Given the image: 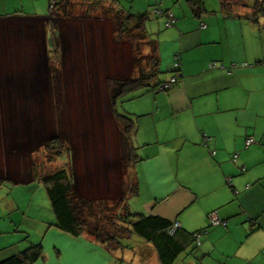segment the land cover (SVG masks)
Segmentation results:
<instances>
[{"label": "crops", "instance_id": "obj_1", "mask_svg": "<svg viewBox=\"0 0 264 264\" xmlns=\"http://www.w3.org/2000/svg\"><path fill=\"white\" fill-rule=\"evenodd\" d=\"M40 1L37 9L36 0H0L1 36L12 23L25 27L19 30L41 28L46 49L45 30L56 24ZM181 1L159 0L154 8L175 18L169 32L181 67L177 85L153 92L161 94L138 112L145 119L135 118L138 211L202 232L173 264H264V0H229L226 12L220 0H204L198 17L187 2L178 12ZM211 62L223 68L209 69ZM242 63L250 65L225 72ZM249 138L254 143L247 146ZM26 173V181L14 182L27 192L26 206L0 197V264L33 246L43 258L31 264H111L101 246L55 227L48 193ZM5 181L12 180L0 174ZM211 213L225 225H211ZM136 240L127 251L140 256L138 264H161L150 244Z\"/></svg>", "mask_w": 264, "mask_h": 264}, {"label": "rangeland", "instance_id": "obj_2", "mask_svg": "<svg viewBox=\"0 0 264 264\" xmlns=\"http://www.w3.org/2000/svg\"><path fill=\"white\" fill-rule=\"evenodd\" d=\"M46 1L47 16L50 1ZM151 1L119 0L131 13L149 14L146 39L158 44L160 73L157 77L168 80L175 69L174 56L180 52L172 53L176 47V38L169 32L173 24L166 26L165 17L152 13L159 0ZM214 1L206 0L209 5ZM37 2L38 9L42 4ZM79 5L76 3L77 7L70 8L72 11L66 18L58 21L59 18L53 17L51 24L54 22L56 28L45 30L46 49L41 28L19 30L24 26L12 23L13 30L4 36L0 33V174L4 172L10 178L26 180V170L35 169L38 177L35 175L29 181L41 186L46 195L47 189L40 177L63 165L60 161L49 163L47 152L52 150L47 151L45 145L50 138H59L69 153L68 164L64 166L69 168L75 193L93 201L94 208L96 201L101 202L110 210L102 214L110 215L119 209L118 201L130 174L127 150L120 134L122 125L115 121L110 110V89L117 81L135 78L140 69L146 70L150 49L138 35L119 36L118 23L105 6L90 12ZM183 6H187L186 0L181 1L178 12ZM18 52L22 53L17 55ZM157 94L143 90L123 96L116 101L115 113L145 119L138 113L141 105ZM134 136L133 133L131 147ZM134 148L137 155V147ZM13 173L16 176L9 175ZM13 183V180L0 183L3 190L0 197L13 196L26 206L27 192ZM136 196H128L123 201L129 213H139L140 201ZM47 203L52 210L50 201ZM94 220H89L91 227L95 225ZM100 221L108 229L105 218ZM135 238L125 240L131 248L137 242ZM101 249L104 248L101 246ZM127 249L104 250L110 255L111 264H138L140 256L135 254L134 258V252L131 254Z\"/></svg>", "mask_w": 264, "mask_h": 264}, {"label": "trees", "instance_id": "obj_3", "mask_svg": "<svg viewBox=\"0 0 264 264\" xmlns=\"http://www.w3.org/2000/svg\"><path fill=\"white\" fill-rule=\"evenodd\" d=\"M53 1V9L49 8V21L53 17L59 19H62L61 17L66 18L72 11L70 8L77 7L76 3L80 4L79 6L81 7H85L90 12H94L96 9H101V7L105 6L107 8L106 11L112 13L118 23L117 31L119 32V36L126 38L130 35H138L142 39H145L150 49L146 70L140 69L139 76L135 78L117 81L115 86L111 87L109 94V105L112 116L115 121L122 125L120 134L126 146L127 162L130 168V174L127 175L129 179L126 181L122 197L118 201L119 209L116 212L112 211L110 215L102 214L104 211L110 210L99 201H96L98 207V210H96L97 207L94 208L93 201L82 199L75 193L69 168L64 166L69 158V153L67 149L63 148V142L59 138L53 137L45 145L47 151L52 150L51 152H47L48 161L49 163L60 161L63 166L52 173L40 177V179L47 189L50 204L55 214V227L72 237H81L89 242L102 246L108 252H115L125 248L130 249L129 242L125 240H129V238L134 236L151 245L161 264H173L176 258L196 241L195 235L201 232L187 233L181 230L180 227L175 234L170 235L168 229L173 222H169L158 216L129 213L127 206L123 203L128 196L137 195L138 187L133 169L139 159L135 155L136 149L134 146L131 147V136L136 128V119L117 115L115 113L116 101L134 92L143 90L156 92L159 85L164 82L157 77L160 73L158 44L155 45L146 39L145 25L149 19V14L147 12L131 13L121 6L119 0ZM186 2L195 17L200 16L206 11L204 0H186ZM229 2V0H220L223 11L226 12L225 8L233 5H230ZM152 13L158 17L165 16L160 8L153 9ZM166 20H168L166 26H171L175 22V18L171 13ZM201 26L202 28L205 27L204 25ZM176 55L181 60L180 54L178 53ZM240 65L236 66L242 68ZM176 70L178 69L174 70L172 76L179 72V70ZM1 174V178H8L13 180V182L26 181L10 178L4 172ZM31 174V177H38L35 169H31ZM9 175L16 176L14 173ZM92 218H96L93 227L89 225V220L91 221ZM104 218L107 221L108 229H105L104 225L100 223V219L102 220ZM41 258H43L41 248L39 246H33L19 256L12 257L1 264H31Z\"/></svg>", "mask_w": 264, "mask_h": 264}, {"label": "built area", "instance_id": "obj_4", "mask_svg": "<svg viewBox=\"0 0 264 264\" xmlns=\"http://www.w3.org/2000/svg\"><path fill=\"white\" fill-rule=\"evenodd\" d=\"M53 5H54V1L50 0L49 3V8L53 9ZM174 60H175V69L179 70V65H180V58L178 55L174 56ZM248 65L245 63H242L240 65V67H247ZM208 68L209 69H216V68H223V65L219 66L217 62H211L210 64H208ZM234 68H237V66L235 64H232L229 68H227L226 73L227 75H230L233 71ZM176 70V71H178ZM179 76V72H177V74H175L174 76H172L171 78H169L168 80L164 81L162 84L159 85L158 87V91H169L171 90L174 86L177 85L178 83V77ZM252 143H254V140L252 138H249L246 140V145H251ZM237 156L235 155L233 158L235 159ZM209 219H210V223L211 225H225V222H221L217 216L214 213H211L209 215ZM180 228V224L177 221H174L173 224L170 226V228L168 229V233L170 235H173L176 233V231ZM202 232L198 233L195 235L196 240L198 241V239L200 238Z\"/></svg>", "mask_w": 264, "mask_h": 264}]
</instances>
